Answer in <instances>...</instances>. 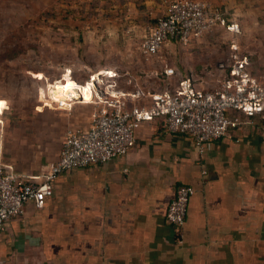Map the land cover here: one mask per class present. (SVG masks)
I'll use <instances>...</instances> for the list:
<instances>
[{
    "label": "crops",
    "instance_id": "0c3cea01",
    "mask_svg": "<svg viewBox=\"0 0 264 264\" xmlns=\"http://www.w3.org/2000/svg\"><path fill=\"white\" fill-rule=\"evenodd\" d=\"M146 2L153 17L165 10L162 0ZM95 108L39 110L0 127V156L21 174L43 173L67 130L88 127ZM181 184L195 192L177 229L166 212ZM53 186L44 208L28 202L0 227V264H264L260 116L203 153L162 118L143 121L128 154L63 172Z\"/></svg>",
    "mask_w": 264,
    "mask_h": 264
},
{
    "label": "rangeland",
    "instance_id": "374dc122",
    "mask_svg": "<svg viewBox=\"0 0 264 264\" xmlns=\"http://www.w3.org/2000/svg\"><path fill=\"white\" fill-rule=\"evenodd\" d=\"M220 2L240 22L241 34L217 29L186 45L172 40L146 59L142 44L163 14L153 17L146 0H0V127L58 109L50 87L63 77L85 84L105 71L101 90L130 95L167 90L183 76L201 80L216 71L233 39L251 57L254 72H263L264 0ZM162 3L165 9L167 0ZM166 65L177 71L170 81L163 77ZM109 70L116 75L109 77ZM77 99L73 112L87 115L96 107Z\"/></svg>",
    "mask_w": 264,
    "mask_h": 264
},
{
    "label": "built area",
    "instance_id": "2783aa9c",
    "mask_svg": "<svg viewBox=\"0 0 264 264\" xmlns=\"http://www.w3.org/2000/svg\"><path fill=\"white\" fill-rule=\"evenodd\" d=\"M217 29L233 36L242 32L240 22L220 0H167L165 15L150 27L142 51L146 59L157 57L169 41L186 45ZM212 73L207 74L212 80L207 75L201 80L183 76L172 83L173 87L148 95L139 91L131 95L121 90L109 91V87L103 91L98 86V73L92 74L88 81L92 83L93 98L89 103L96 108L90 125L67 130L58 159L46 171L21 174L13 163L0 156V227L24 214L28 202L38 209L44 208L61 173L105 164L128 154L143 121L164 118L169 132L191 135L203 153L231 127L241 124L243 118L247 122L257 116L264 118V71L254 73L251 57L238 41L231 40L226 57L217 62ZM164 74L170 79L177 74L176 68L166 65ZM108 75L116 74L109 70ZM78 92V96L53 99L58 108L71 109L74 99L85 103ZM194 192L192 185L181 184L169 203L166 218L177 229L185 224Z\"/></svg>",
    "mask_w": 264,
    "mask_h": 264
},
{
    "label": "bare ground",
    "instance_id": "6f19581e",
    "mask_svg": "<svg viewBox=\"0 0 264 264\" xmlns=\"http://www.w3.org/2000/svg\"><path fill=\"white\" fill-rule=\"evenodd\" d=\"M103 73L106 74L107 72L104 71ZM103 73H98V75L101 76ZM91 87L92 83L90 81H88V84H80L75 82L72 78L63 77L61 80H57L53 83L50 87V92L55 100H59L66 96H78L77 92L80 90L78 93L81 95V98H84L83 102H91L93 98ZM109 91L113 90L110 88Z\"/></svg>",
    "mask_w": 264,
    "mask_h": 264
},
{
    "label": "trees",
    "instance_id": "16d2710c",
    "mask_svg": "<svg viewBox=\"0 0 264 264\" xmlns=\"http://www.w3.org/2000/svg\"><path fill=\"white\" fill-rule=\"evenodd\" d=\"M165 9H166V7H165ZM165 15V10L163 11V14L160 16V17H162V16H164ZM160 17H156V19L154 20V23H153V26L154 25H156L157 24V22H158V20H159V18ZM174 41H176V40H174ZM255 74H259V73H257V72H254ZM261 73V72H260ZM163 77H165L166 78V75L163 73ZM162 120H163V122H164V124H166V121H165V119L164 118H162ZM245 118H243V121H242V123H245ZM238 126V125H237Z\"/></svg>",
    "mask_w": 264,
    "mask_h": 264
}]
</instances>
